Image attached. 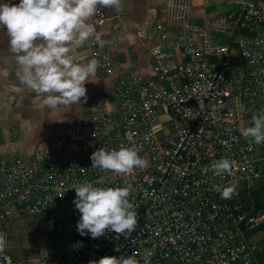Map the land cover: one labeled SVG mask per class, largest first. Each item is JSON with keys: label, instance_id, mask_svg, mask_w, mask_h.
I'll return each instance as SVG.
<instances>
[{"label": "built area", "instance_id": "built-area-1", "mask_svg": "<svg viewBox=\"0 0 264 264\" xmlns=\"http://www.w3.org/2000/svg\"><path fill=\"white\" fill-rule=\"evenodd\" d=\"M223 1L230 8L212 14L209 25L264 26V0ZM165 9L179 25L172 43L161 34L149 46L145 71L133 65L119 73L113 109L100 97L67 117L54 132L56 155L0 156V233L7 236L18 209L52 222L47 248L64 241L68 264L133 253L139 260L144 250L154 253L151 264H261L248 235L264 225V204L252 200L264 187V144L241 130L264 108V32L222 42L192 19L188 0H166ZM106 19L98 8L94 23ZM101 60L111 72L104 54ZM130 146L149 161L146 169L114 174L91 167L100 147ZM221 158L233 162L231 176L210 171ZM82 182L131 189L138 223L127 239L113 231L93 239L68 227L79 213L73 187ZM233 182L236 194L221 199L217 189ZM0 264L26 263L6 250Z\"/></svg>", "mask_w": 264, "mask_h": 264}, {"label": "clouds", "instance_id": "clouds-1", "mask_svg": "<svg viewBox=\"0 0 264 264\" xmlns=\"http://www.w3.org/2000/svg\"><path fill=\"white\" fill-rule=\"evenodd\" d=\"M122 0H20L19 4H0V28L6 27L9 50L19 66L18 78L30 92L40 97L37 109L71 108L87 100L86 82L93 81L100 63L96 59L87 64L74 62L70 53L93 36L95 29L89 21L98 8L121 10ZM95 39L101 45L100 35ZM192 118H195L193 116ZM253 125L241 130L249 142L264 144V108L252 115ZM135 146L108 150L100 147L92 153L91 167L101 172L133 174L146 169L149 161L138 155ZM210 171L216 176H231L233 162L221 158L213 162ZM96 185L103 184L97 180ZM73 203L80 212L77 231L90 234L93 239L113 231L117 239H127L136 229L137 206L131 202L129 187H101L82 182L73 187ZM221 199H231L237 192L233 182L217 189ZM10 247L7 236L0 233V254ZM117 251L119 249L117 248ZM154 253L144 250L129 256H104L93 264H151ZM7 259V257H5Z\"/></svg>", "mask_w": 264, "mask_h": 264}, {"label": "crops", "instance_id": "crops-1", "mask_svg": "<svg viewBox=\"0 0 264 264\" xmlns=\"http://www.w3.org/2000/svg\"><path fill=\"white\" fill-rule=\"evenodd\" d=\"M190 14L194 21L206 24L210 33L220 41H227L232 34L248 36L263 33L264 26L236 28L228 21L222 26H211L208 21L215 12L228 10L229 4L223 0H188ZM20 0H0V4H19ZM166 0H122L121 10L103 8L107 16L105 23L98 26L93 17L87 21L94 27L93 36L83 46L74 47L70 55L74 62L87 64L96 59L100 63L94 82L85 84L87 100L71 108L37 109L40 97L30 92L18 78L19 66L15 55L9 50L6 27L0 28V156L9 158L16 151L22 156L56 155L60 152L55 144L54 132L65 124L66 118L75 112L89 110L94 102L103 97L109 108L116 106L113 86L122 70L136 65L146 70L149 60V46L164 34L163 41L171 44L178 22L166 14ZM162 24L159 28L158 24ZM158 25V26H157ZM99 34L103 44L95 39ZM105 55L111 72L101 60ZM180 57V55L178 54ZM71 220L68 227L77 231V222ZM7 238L12 255L26 264H68L65 260V242L59 241L47 248V239L54 235L52 222L43 215L22 213L14 209L9 217ZM257 231L248 235L254 241Z\"/></svg>", "mask_w": 264, "mask_h": 264}, {"label": "rangeland", "instance_id": "rangeland-1", "mask_svg": "<svg viewBox=\"0 0 264 264\" xmlns=\"http://www.w3.org/2000/svg\"><path fill=\"white\" fill-rule=\"evenodd\" d=\"M252 196H253L252 200L255 199L256 201L257 199H259L260 202L264 204V187L256 191H253ZM255 231H257V233L259 234L257 235L254 241H250V244L259 261H264V225L255 229L250 234H252Z\"/></svg>", "mask_w": 264, "mask_h": 264}, {"label": "trees", "instance_id": "trees-1", "mask_svg": "<svg viewBox=\"0 0 264 264\" xmlns=\"http://www.w3.org/2000/svg\"><path fill=\"white\" fill-rule=\"evenodd\" d=\"M256 190H258V189H256ZM256 190H255V191H256ZM257 204H262V203H260V200H259V199H258V201H257ZM260 263H261V264H264V261H260Z\"/></svg>", "mask_w": 264, "mask_h": 264}]
</instances>
